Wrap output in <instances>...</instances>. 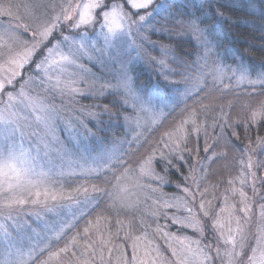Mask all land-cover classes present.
Masks as SVG:
<instances>
[{
	"label": "rangeland",
	"instance_id": "1",
	"mask_svg": "<svg viewBox=\"0 0 264 264\" xmlns=\"http://www.w3.org/2000/svg\"><path fill=\"white\" fill-rule=\"evenodd\" d=\"M155 1L157 0H152L150 4V6L154 5L152 11L146 13L147 18L153 17L152 13H154L155 7L157 8L155 9L156 17H153V21L150 22L140 19L144 15L142 13L145 9L132 8L127 0H99L102 6L96 9L93 23L81 25L79 28L73 27L79 18L78 13L72 20L66 21L64 9L69 5L82 4L85 0H22L18 9L19 4L13 7L10 13L4 12L6 15H11L12 27L7 24L8 27L5 25V29H0V57L3 56L4 58V65L0 63V79L11 78L12 83L6 84V88L9 87V90L0 91V113L7 116L10 121L8 124L0 123V163L9 158V153L14 157L13 162L20 170L22 179L20 186L12 193L15 199L23 200L24 203L10 204L3 209L2 203H5L6 199H10L12 193L5 192L3 193L5 194L4 197L0 194V209H3L0 212H4L0 216V264H28L38 254L45 253L49 248L48 243L61 237L75 220L84 215L95 202V198L92 197L95 188L92 187L93 182H89L90 178H94L96 174L102 171H109L111 166L117 162L115 158L121 154L123 149H121L123 144L121 140H124L126 136L123 133L117 136L119 140L116 139V142L109 140L107 143L109 145L106 146H102L96 138L85 136L84 128L87 127L79 125V123L86 124L87 119L84 118L86 115L77 116L79 114L78 104L84 107L83 104L89 101H81L82 98L92 97L95 95L92 92L97 93L95 96L101 97L110 92L109 88L117 90L120 94L123 93L125 97L124 108L127 109L123 117L124 126L122 127L124 129L139 130L145 126H141L144 122L145 124H155L166 112L161 108V105L158 106L162 98L161 85L164 82L160 80V76L156 80L157 83L148 88L146 100L142 102H139L138 93L135 91L139 87L133 83L134 81H130L132 75L130 78L123 77L134 71V62L142 56L145 60H155L157 56H151L150 50L159 54L158 64L163 70L169 71L166 59L171 55V52L165 46L156 43L151 35L153 34L155 37L165 36L164 32L170 29L166 26L165 19L170 16V13L165 10L163 5L166 0H159L157 4ZM113 5H121L123 12L127 14V18L120 21L123 25L121 28H113L110 31L109 26L104 22L103 13L110 11ZM69 11H71L70 7ZM16 14L20 15L17 16ZM15 15L22 20L19 25L15 20ZM4 21L6 20L4 19ZM44 23L55 24V28L60 33L59 40L56 39L54 44L44 49V54L42 53V57L33 67L36 75L33 74L32 77H27L26 81L22 80L16 85L14 80L21 75L22 68L11 65L10 59L6 56L11 51L14 58H19L26 49H33L32 55L28 58L27 63H29L42 43L48 40V37L45 39L40 35L44 28H48L42 26ZM17 31L32 37L26 39L24 36H18ZM81 45L83 47H80ZM49 49H52L51 53H49ZM61 54L69 55L74 62L68 63L60 60ZM46 56L49 57V60L37 69L36 65L40 64ZM9 69L15 71L14 77H12ZM259 70L252 68L250 71H242L244 73L238 74L235 81H239L243 84L242 86L263 85L262 74L264 72ZM239 71L241 72V70ZM37 75L41 76L42 79H37ZM103 81L107 83L105 82L104 85ZM172 82L168 81L166 86L169 89L168 93L171 99L176 98L174 88L179 87L176 84L173 87ZM239 82L234 83L239 86L241 85ZM21 91L24 93L23 96L19 95ZM8 93H12L18 99L10 102ZM120 94L118 95L121 98ZM66 103L67 105H65ZM67 106L69 107L66 108ZM93 106L90 110L91 115H96L97 112L94 109L96 110L98 106L105 109L103 104L96 101ZM86 110L89 113L88 108ZM66 111L72 112L73 116L75 115L74 117L70 115L74 122L62 118L61 115ZM81 111L84 112V109ZM76 123L78 125L73 127L72 125ZM201 124L207 123L203 121ZM62 130L63 133L61 134ZM223 130L215 134L216 136L219 134L220 145L226 144L229 139ZM177 131L174 130L167 134L166 139L164 138L158 147V151H162V156L159 158L160 163L168 149H172L171 141L184 135L182 128ZM128 134L132 138L135 133L129 132ZM228 135L230 137V134ZM65 143L69 146L68 148H65ZM94 143L101 148L97 150L96 146H91ZM256 146L258 148L259 145L256 144ZM202 147L203 145H199L198 149ZM188 154L191 155L190 152ZM156 157H159L158 154ZM151 159L152 157L147 158L144 163L134 169H130L132 164H129L126 171L115 177L112 192H115L116 198L114 200H117L118 209L128 208L127 211L137 209L140 212L144 210L147 216L153 218L158 215H166L164 217L178 226L184 227L185 224L190 228L201 226V235L205 233L204 229L202 231V226L204 223H208L211 226L210 233L214 238L211 245L205 243L206 245L203 247V245H199V241L196 239L194 244L189 245L191 248L179 246V249L176 248L175 251L173 247H178V242L175 241L174 233L167 228L157 229L160 236H165L164 238L170 242H165L169 256L172 255L177 260L171 259V263L167 264H229L230 259L231 264H250L249 258L253 256L255 259L251 261V264H264L259 252V248L264 246V211H261L264 206V196L257 199L256 191V174L259 172L260 178L264 180V171L260 172L258 166H254L253 169L252 167L245 168L243 171L247 172L248 178L245 181L239 177L235 178L237 185L233 187V192L231 191L230 194L234 198L229 200L225 195H222L223 200L219 203V207L215 208L213 214H209L205 207L202 209L200 205L206 202L204 200L205 195L211 191L198 190L196 188L197 183L190 181L187 192L184 184H177L173 190L174 193H184L185 198L174 194L168 197L167 195L172 192H166V189L163 188L166 185L165 178L161 176L156 179L153 172L154 168L150 163ZM256 159L255 157L250 160L253 163ZM259 163L261 169L264 161L261 160ZM64 173L72 177L66 176ZM59 175H62V178H58ZM145 178L147 181L144 180ZM63 179L73 180L75 185L73 192L65 189L66 192H63L64 197L60 199L61 201H58L57 198L51 199L52 196L57 197V194L62 193ZM191 179L197 180L198 178L193 177ZM142 182L145 184L143 190L139 186ZM56 185L58 189H52ZM83 189H87V195L82 191ZM241 191L246 195L242 197ZM143 192L145 194H142ZM153 194L156 196L153 197ZM258 200L262 202V206L258 205V211L254 215ZM48 201H52L53 204L47 206ZM213 201L215 202V200ZM242 201L243 203H241ZM21 204L24 206L12 213L15 216H10L9 210L13 206L18 205L19 207ZM244 204L250 206L247 214L240 211ZM232 205H235L234 209ZM27 208H33V212H27ZM222 208L226 210L221 212ZM205 212L208 213L207 216L204 214ZM44 214L47 215L46 218H44ZM129 214H131L130 211ZM201 217L205 218L202 225H200ZM236 217H240L242 232L236 231ZM131 218L128 217L127 220L122 219V221L134 226L135 221ZM218 218L223 227L214 223ZM139 221L141 226H144L145 222L142 223V220L137 219V223ZM252 227L253 230H257L256 238L250 253L243 257V251L247 250V244L251 242L249 233ZM90 229L93 230L91 227ZM229 229L232 231L230 232ZM98 230V227H94V238L99 235ZM80 234L87 235L89 231L86 230ZM146 234L143 232L140 236H147ZM229 235L235 236V245L226 242ZM140 236L135 242L132 241V245L136 246V251L130 247L132 250L131 263L162 264L156 260L157 257H162L163 252L154 243L155 240L142 239ZM104 237H101L102 240L95 239L93 242L98 241L102 244ZM109 240L111 239L108 238L107 241ZM186 241L188 242V239ZM200 249H203V252H200ZM122 250L121 248L120 251ZM88 251H91L90 247H87V252L84 251L81 255V258L84 259L82 262L76 263L72 260L67 264H98L102 261L98 257L94 258V255ZM114 251L115 247L112 245L108 252ZM229 251L232 252L231 257L227 255ZM58 252L59 250H52L46 253L38 264H63V259L57 257L56 253ZM236 253L239 255L237 256ZM111 255L108 257L105 253L103 264H109V258L115 257L114 253ZM205 255L208 259H205Z\"/></svg>",
	"mask_w": 264,
	"mask_h": 264
},
{
	"label": "trees",
	"instance_id": "2",
	"mask_svg": "<svg viewBox=\"0 0 264 264\" xmlns=\"http://www.w3.org/2000/svg\"><path fill=\"white\" fill-rule=\"evenodd\" d=\"M20 1L22 0H0V24L3 23L0 25V29L8 27L7 24L12 27L11 15H6L4 12L10 13V10ZM158 1H155V4ZM163 5L165 10L170 13V16L165 19L166 26L170 29L164 32L165 36L155 37L152 34L151 37L156 43L165 46L171 52V55L166 59L169 71L163 70L158 64L159 54L150 50V55L157 56L156 59L145 60L142 56L134 62V71L123 77L130 78L132 75L130 81H134L133 83L139 87L135 91L138 93L139 102H142L146 100L148 88L156 84V80L160 76V80L164 82L161 85L162 98L158 106L161 105V108L166 112L155 124H145L144 122L141 126H145L139 130L124 129L122 127L124 126L123 117L127 109L124 108L123 93L120 94L117 90L109 88L110 92L101 97L95 96L97 93L92 92L95 94L92 97L82 98L81 101H89L88 103L83 102L84 107L78 104L79 114L77 116L86 115L84 118L87 119L86 124L79 123V125L87 127L84 128L85 136L96 138L102 146H106L109 145L107 144L109 140L116 142L117 136L123 133L126 135L125 139L121 140L123 143L121 149H123L121 154L115 158L117 162L111 166L109 171H102L94 178H90L89 182H93L92 187L95 188L92 194L95 202L90 209H87L88 211L78 220H75L61 237L48 243L49 248L45 253L38 254L28 264H38L45 254L52 250H59L56 254L58 258L63 259V264L72 262V260L79 263L84 260L81 255L84 251L87 252V247L91 248V251L88 252L93 254L94 258L102 259L98 264L104 263L105 253L108 257L114 253L115 257L109 258V264H132L130 261L131 252L136 249V246L132 245V241L135 242L143 232H146L147 236L141 235L140 237L155 240L154 243L163 252L162 257H157V261L162 264L171 263V259L177 261L172 255L169 256L165 242H170L164 238L165 236H160L157 230L160 228H167L174 233L178 247L170 246L175 248V251L176 248L179 249V246L191 248L189 245L194 244L196 239L203 247L208 243L209 245L213 244L214 238L210 233L211 226L204 223L205 218L203 217L200 218V225L204 223L202 231L204 229L205 233L201 235L200 225L199 228L194 226L192 229L187 224L183 227L171 223L164 217L166 215H158L153 218L147 216L144 210L140 212L137 209H131L129 210L131 214H129L128 208L118 209L117 200H114L115 192H112L113 182L116 176L126 171L129 164H132L130 169H134L144 163L147 158L152 157L150 163L154 168L156 179L161 176L165 178L166 185L163 188L166 189V192H172L167 195L168 197L174 194L185 198L184 193H174L173 190L177 184H184L187 189L190 181L197 183L198 190L211 191L205 195L204 199L206 201L204 207L209 214H213L215 208L219 207V203L223 200L222 195H225L229 200L234 198L230 194L231 191L233 192V187L237 185L235 178L239 177L242 181L248 178L247 172L243 171L245 168L252 167L253 169L254 166H258L260 172L264 171V164L260 169L261 164L259 163L261 160L264 161V111H262L264 109V84L242 86L243 84L239 81H235L242 71L246 72L254 68V70L260 69L259 71L264 72V0H166ZM153 6L145 9L142 13L144 15L141 14L145 17L144 20L151 22L153 17H156V7L152 13L153 17L147 18L146 15L147 12L152 11ZM19 7L20 4L17 9ZM16 15L15 20L19 25L22 20ZM42 26L50 27L51 24L44 23ZM55 30H57L55 27L51 28L52 34L48 36V40L42 43L31 61L22 67L21 75L14 80L16 85L22 80L26 81L27 77L36 75L33 67L42 57V53L44 54V49L54 44L56 39L59 40L60 33ZM16 33L26 39L32 37L20 31ZM6 58H14L13 52L10 51ZM0 63L4 65L3 56L0 57ZM36 72L39 73V71ZM36 77L42 79L41 76L37 75ZM168 81H173V87L174 84L179 86L174 88L176 98H169V89L166 87ZM105 82L103 81L104 85ZM234 82H239L241 85L237 84L239 86H236ZM6 86L4 90H9V87L6 88ZM118 94L121 95V98ZM95 101L103 104L105 109L98 106L96 110L94 109L97 112L96 115H91L90 110L94 107ZM87 108L89 113H87ZM83 109L84 112L81 111ZM254 112L257 113L255 118H253ZM70 115L73 116L72 112L66 111L61 116L74 122ZM203 121L207 124L202 125ZM76 125L78 123L72 126ZM181 128L184 135L171 141L172 149H168L171 154L165 153L164 161L162 160L160 163L159 158L162 156V151H158V147L167 134ZM221 130L225 131L229 138L223 145H220L219 134L215 135ZM129 132L135 133L132 138L129 137ZM60 133L62 134L63 130ZM256 144L259 145L258 148ZM92 145L96 146L97 150L101 148L96 143ZM199 145H203V147L198 149ZM68 147L65 143V148ZM188 152L191 153L190 156ZM156 154L159 157H156ZM255 157L257 159L252 163L250 159ZM187 173L188 175H186ZM64 175L72 177L66 173ZM259 175L260 173L257 172V199L264 196V180ZM193 177L198 179L192 180ZM58 178H62V175H59ZM144 180L147 181L146 178ZM63 181L62 193L57 194L56 197L58 201L63 199V192L66 190L73 192V188H75L72 179H63ZM154 183L156 184V182ZM139 186L143 190L145 184L142 182ZM154 186L159 187L158 185ZM56 187L57 185L52 189L57 190ZM1 196L4 197L5 194ZM155 196L153 194V197ZM13 197L14 194H10V199ZM2 204L3 209L8 205L4 202ZM52 204V201H48L46 205ZM261 204L262 202L258 200L254 215L258 211V205ZM22 206L24 204L19 207L18 205L13 206L8 213L10 216H15L12 213L21 209ZM261 209L264 211V206ZM27 212L32 213L33 208H27ZM3 213L0 212V216ZM139 213L141 214L138 216ZM46 217L47 215L44 214V218ZM128 217H132L131 219L135 221L134 226L122 221V219L127 220ZM137 219L142 220V223L145 222L144 226H141L140 221L137 223ZM90 227L93 230L94 227H98L99 235L96 238H94L93 230ZM86 230L89 231V234H80ZM256 233L257 230H253L252 227L249 233L251 242L247 244V250L243 251V257L250 253ZM101 237H104L102 244L98 241L93 242L95 239L102 240ZM108 238L111 240L107 241ZM84 242L87 243L83 244ZM112 245L115 247V251L109 253L108 250ZM130 247L133 249L131 250ZM121 248L122 251H120Z\"/></svg>",
	"mask_w": 264,
	"mask_h": 264
},
{
	"label": "snow or ice",
	"instance_id": "3",
	"mask_svg": "<svg viewBox=\"0 0 264 264\" xmlns=\"http://www.w3.org/2000/svg\"><path fill=\"white\" fill-rule=\"evenodd\" d=\"M127 3L135 9H147L150 4L152 3V0H127ZM102 5L100 4L99 0H85L82 4H76L75 6L69 5L68 7H65L64 9V19L66 21H70L73 19L74 16L78 13V20L73 24V27L79 28L81 25H89L93 23L95 20V11L96 9L100 8ZM69 7L71 8V11H69ZM127 14L123 12V8L121 5H113L110 11H105L103 13V19L106 25L109 26V30L111 31L113 28H121L123 25L120 23L121 20L126 19ZM145 17L141 16L140 19L143 20ZM55 27V24L51 25L48 28H44L43 31L40 33V35L47 39V37L51 34V28ZM67 39V37H65ZM80 47H83L81 45ZM33 49H26L23 55L19 58H12L10 59V64L14 65L16 68H22L25 63L28 62V58L32 55ZM49 53L52 52V49L48 50ZM49 60V57L46 56L44 60L37 64V69L41 68L44 63H46ZM60 60L67 61L68 63H73L74 61L71 59L69 55H60ZM55 63V61H53ZM9 71L12 73V77L15 76V71L12 69H9ZM262 82H264V74H262ZM12 83L11 78H5L0 79V91H3L5 89L6 84L10 85ZM255 83V81H253ZM20 96H23V91L20 92ZM8 99L10 102L16 101L18 99L17 96H14L12 93H8ZM11 106V104H9ZM264 111V109H262ZM257 113H253V118H255ZM0 123L8 124L10 121L8 120L7 116H5L3 113H0ZM207 151V149H205ZM14 157H12V154L9 153V158H6L3 163H0V194H3L5 192L12 193L17 187L20 186V181L22 179L20 170L16 167V164L13 162ZM85 195H87V189L82 190ZM187 192L188 189H185ZM246 194L241 191V196H245ZM37 196H39V193H37ZM51 199L55 200L56 197L52 196ZM35 202V201H34ZM6 204H15V203H24L23 200L15 199L14 197L11 199H6ZM243 203V201L241 202ZM200 207L203 209L204 204L201 203ZM232 208H235V205H232ZM226 209H221V212L225 211ZM250 210V206L247 204H244L243 207L240 208V211L247 214ZM191 211V209H189ZM206 216L208 215L207 212L204 213ZM236 231L242 232L243 228L241 225L240 217H236ZM179 223V221H177ZM214 223L217 224L219 227H223V225L220 223L219 218ZM231 232L232 230L229 229ZM223 235V233H221ZM227 243H231L235 245L236 240L234 235L227 236ZM255 251V250H254ZM200 252H203V249H200ZM260 257L262 262H264V246L259 248ZM229 257L232 256V252L229 251L227 253ZM238 256L239 253H236ZM205 259H208V257L205 255ZM250 264L253 259H255V256L250 257ZM229 264H231V259L229 260Z\"/></svg>",
	"mask_w": 264,
	"mask_h": 264
}]
</instances>
